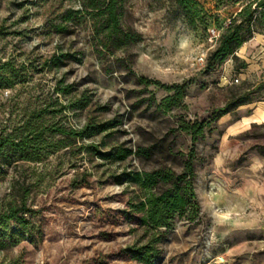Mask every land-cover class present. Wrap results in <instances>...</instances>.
<instances>
[{
    "label": "rangeland",
    "instance_id": "rangeland-1",
    "mask_svg": "<svg viewBox=\"0 0 264 264\" xmlns=\"http://www.w3.org/2000/svg\"><path fill=\"white\" fill-rule=\"evenodd\" d=\"M198 1L191 25L176 0H119L122 33L109 37L92 0H0V136L43 124L48 139L67 145L0 168V212L26 193L35 237H4L0 264H143L126 248L152 232L128 204L145 189L119 175L179 173L192 150L198 212L159 228L150 264H264V87L213 117L236 88L264 79V28L236 51L245 68L230 56L207 69L221 35L254 0ZM183 84V97L166 107L175 91L163 85ZM83 93L87 106L64 107ZM108 120L115 126L91 136L52 130ZM184 122L204 125L195 144ZM118 145L132 154L111 162L97 153Z\"/></svg>",
    "mask_w": 264,
    "mask_h": 264
},
{
    "label": "trees",
    "instance_id": "trees-1",
    "mask_svg": "<svg viewBox=\"0 0 264 264\" xmlns=\"http://www.w3.org/2000/svg\"><path fill=\"white\" fill-rule=\"evenodd\" d=\"M119 0H92L87 7L102 9L106 15L108 36H120V13L118 8ZM185 12L191 25L195 24L196 18L202 13L201 3L198 0H176ZM258 28H264V0H254L249 2L239 11V16L232 19L231 24L221 35L218 45L210 53L207 59L206 68L210 69L215 64L225 61L232 57L237 70L246 67L245 61H240L236 55L237 49L252 37ZM133 34H125L130 37ZM121 38V37H120ZM240 61V62H239ZM160 84L158 81H153ZM168 90H174L173 95L167 96L163 104L169 107L172 102H177L184 95L185 85L166 86ZM72 87L66 85V91ZM264 87V79L256 85H248L246 89L236 88L222 107L213 111L214 119L231 112L240 105L251 103L254 100L255 93ZM90 102L87 93L81 97L73 99L68 105L74 109L83 108ZM115 126L114 120H108L99 124H86L81 130H66L62 128L57 130L67 135L91 136L95 132L108 130ZM204 125L199 122H184L180 129L188 131L192 135L193 144L196 143L199 136L203 134ZM50 127L40 124L39 126L29 127L23 135L15 136L7 133L0 136V168L17 160L37 161L43 155L48 154L61 146H67L63 143L54 142L46 137ZM147 150H152V148ZM132 149L121 145L112 146L108 151H99L97 153L103 159L111 162L122 161L132 154ZM195 152L192 150L184 163L183 170L176 172L171 168H156L152 170H125L119 175V182L129 181L145 189L144 195L136 202L129 201L131 211L141 213L139 223L146 230H152L146 243L133 244L126 248L129 256L143 264H150L159 253L158 243L161 242L163 234L159 228L171 227L176 216H181L187 211L192 213L193 218L198 212L197 195L193 187V178L196 176ZM21 196L20 201L9 203L2 212H0V241L9 234L12 237L23 238L28 236L34 240V225L31 220L34 210L27 204L26 193ZM157 229V230H155Z\"/></svg>",
    "mask_w": 264,
    "mask_h": 264
},
{
    "label": "built area",
    "instance_id": "built-area-1",
    "mask_svg": "<svg viewBox=\"0 0 264 264\" xmlns=\"http://www.w3.org/2000/svg\"><path fill=\"white\" fill-rule=\"evenodd\" d=\"M218 34H219V32H215L214 30H213V37H215V38H217L218 37ZM238 79H236V81H237Z\"/></svg>",
    "mask_w": 264,
    "mask_h": 264
}]
</instances>
